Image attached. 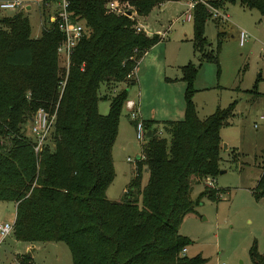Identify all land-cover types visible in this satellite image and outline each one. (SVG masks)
<instances>
[{
    "label": "trees",
    "instance_id": "16d2710c",
    "mask_svg": "<svg viewBox=\"0 0 264 264\" xmlns=\"http://www.w3.org/2000/svg\"><path fill=\"white\" fill-rule=\"evenodd\" d=\"M48 1H40L42 26L36 37L20 10L0 16V202L14 204L12 237L63 242L70 264H200L199 256L181 254L189 240L178 233V225L196 203L189 197L191 184L204 185L219 171L218 132L228 124L232 105L197 118L191 102L195 67L190 62L180 66L181 119L141 120L150 136L134 160L122 199L108 200L111 148L128 88L135 83L125 76L160 40L135 32L134 17L145 16L159 1L127 0L134 14L127 17L106 13V0H67L70 18L82 24L83 32L66 70L55 53L61 34L43 11ZM208 1L219 9L237 2L264 14V0ZM207 19L206 9L196 4L191 51L215 62L217 50L206 49L203 35ZM100 85L107 92L115 89L99 96ZM99 98L107 100L104 115L96 109ZM38 108L53 114V123L49 142L35 153L23 131ZM159 131L166 136L159 137ZM142 170L147 177L140 185ZM251 193L264 197V158ZM199 194L217 199L220 193L203 186ZM247 255L250 264H264V252H257L254 243ZM17 261L29 264L24 256Z\"/></svg>",
    "mask_w": 264,
    "mask_h": 264
},
{
    "label": "rangeland",
    "instance_id": "374dc122",
    "mask_svg": "<svg viewBox=\"0 0 264 264\" xmlns=\"http://www.w3.org/2000/svg\"><path fill=\"white\" fill-rule=\"evenodd\" d=\"M4 1L8 0H0ZM18 1L22 6H30V10L20 11L25 16L29 14V25L33 26V19L36 20L40 13L41 0ZM158 1L160 3L154 4L145 17H134V20L144 24L142 26L146 33L153 34L158 31L159 34H165L166 37L160 45L165 50L166 62L173 65L166 67L169 76L172 77L176 72L180 74V70L174 66L175 61L176 64H184L189 60L195 67L191 102L197 118H204L215 108L223 109L232 105L228 124L218 132V167L223 172L210 177V184H191L189 197L196 203L178 225V233L189 240L184 248L185 256H199L202 259L200 264H250L247 251L252 243L257 252H264V197L255 199L251 193L264 158V14L246 9L237 2L224 3L222 9L228 19H208L203 27L206 49L216 48V60L202 61L198 54L190 53L192 22L184 21L180 15L185 10L184 0ZM120 3L125 10H132L127 2ZM43 11L46 15L49 12L47 7ZM14 12L0 10V16H9ZM239 30L246 34L241 44L237 40ZM145 32L141 33L146 35ZM218 32L220 35L217 36ZM183 52L186 59H183ZM155 79L142 77L140 105L145 106V109L154 107L166 111L170 103L174 107L176 99L179 102L182 100L184 84L182 91L177 86L164 89ZM136 83L128 89L136 91ZM114 89L107 92L100 85L98 95L112 94ZM96 109L99 114L104 115L107 112V100L99 98ZM259 116L262 118L259 119ZM128 119V111L122 105L111 148L113 176L105 190L106 198L111 201L122 199L133 177L132 162L140 154L141 145L145 143L144 138L141 141L134 138L133 125L129 124ZM155 120L169 121L165 117ZM50 132L45 143L49 142ZM23 133L31 139L28 121L24 123ZM157 134L159 137L166 136L160 131ZM223 144L225 148H222ZM126 157L131 162H126ZM146 177V172L142 170L140 185L145 183ZM203 186L218 191L220 197L211 199L200 195ZM13 217V203L0 202V222H11ZM11 234L12 230L9 235L12 236ZM15 245L17 244L10 238L2 240L0 264L18 263L13 256L17 248ZM30 245V256L26 255L27 251L20 255L29 264H70V255L63 242Z\"/></svg>",
    "mask_w": 264,
    "mask_h": 264
},
{
    "label": "built area",
    "instance_id": "2783aa9c",
    "mask_svg": "<svg viewBox=\"0 0 264 264\" xmlns=\"http://www.w3.org/2000/svg\"><path fill=\"white\" fill-rule=\"evenodd\" d=\"M196 4H200L206 9L209 20L226 21L228 19V16L225 14L223 9L213 7L208 0H185V10L181 14L184 21L191 20L192 10ZM44 6L47 7L49 11L46 16L47 23L53 24L61 34V39L55 47V53L58 56L62 67L66 70L70 54L83 32L82 24L71 20L70 14L67 10V0H50L45 3ZM22 8L23 6L18 0L0 2V10L8 9L18 11ZM104 10L106 13H112L115 15H125L124 12L127 11L121 3L117 1H106L104 4ZM132 15L134 14L131 12L130 16ZM134 31L144 32V29L141 25L135 22ZM245 37V32L243 30H239L237 33L238 43L241 44ZM134 71L135 68L130 70L126 74L125 78H134ZM63 83V80L59 83L60 87H62ZM123 107L128 111L129 119L133 122L134 138L141 141L144 138L145 130L135 110L134 102L130 99H126L123 102ZM261 118L262 116H259V119ZM52 123L53 114H48L41 108L36 109L30 115L28 119V133L31 137L33 152H39L41 146L44 145L51 130ZM253 127H255V125H253ZM125 161L131 162V159L126 157ZM133 163L134 162H132V165ZM210 182V179L204 180V184H210ZM11 229L12 221L0 222V239L9 235ZM183 252L184 249L181 250V254Z\"/></svg>",
    "mask_w": 264,
    "mask_h": 264
},
{
    "label": "crops",
    "instance_id": "0c3cea01",
    "mask_svg": "<svg viewBox=\"0 0 264 264\" xmlns=\"http://www.w3.org/2000/svg\"><path fill=\"white\" fill-rule=\"evenodd\" d=\"M106 1H117V0H106ZM126 1L127 0H120L117 2H126ZM184 5H185V0H184ZM22 9H25V11H28V10H30V6L24 5ZM28 16H29V14L26 15V18H27V21L29 23ZM143 17H145V16H139V18H143ZM136 23L141 25V26L144 25L139 21H136ZM29 26L31 27L30 34H31V31H33L31 34L32 37H36L40 34L41 26H42L40 14L38 15V18L36 20L33 19V26L32 25H29ZM145 31L146 30L144 29V32ZM153 34L157 35L160 40L157 41L152 46H150L149 48H147L144 51V53L141 55V57L138 59V61L136 63L135 71H134V79H135V83L137 82L136 83V85H137L136 89L137 90L136 91H134V89L129 90L127 93V99H130L134 102L137 115L143 121H148V120L149 121H159V120H155V119H158L159 117H165L166 119H169V121L170 120H179V119H181V114H182V109H183L182 100L179 102V100L176 99L174 107L170 103V105H168L166 111L165 110H158L157 108H154V107H151L149 109H145V106L140 105L141 99H142V93H141V87H140L142 77H144V78H146V76L147 77H155L156 78L155 82L159 81V84L161 86H163L164 89H167L166 87H169V86H177V88L179 87V89H181V91H182V88H183V82L179 79L180 74H178L176 72V73H173V76L171 77L166 72V67H172L173 65H171V64L169 65V63L166 62V56L164 55L165 50L160 45V42H162V40L166 37L165 34L164 35H162V33L159 34L158 31L153 33ZM146 35L150 36V35H152V33L151 34L146 33ZM191 52L192 51L190 50V53ZM179 53L180 52H178V55H179ZM183 55H184V52H183ZM184 57H186V55L183 56V59H186ZM187 57H189V53H188ZM187 62H189V60ZM176 63L177 62L175 61L174 66H176L178 68V71H179V67L185 64V63L183 64V62H180L179 64H176ZM128 121H129V124L132 125L131 120L128 119ZM13 206H14V204H13ZM4 238H10L15 244H17L15 246L18 249L16 248L15 252L13 254V256L16 260L25 251H27L26 255L30 256V254L28 252L29 248L31 247L30 243L17 241L10 235H8ZM4 238L0 239V243L2 242V240ZM19 244H20V246H19ZM185 252H186V250L184 249V252H183L184 255H185Z\"/></svg>",
    "mask_w": 264,
    "mask_h": 264
},
{
    "label": "water",
    "instance_id": "95a60500",
    "mask_svg": "<svg viewBox=\"0 0 264 264\" xmlns=\"http://www.w3.org/2000/svg\"><path fill=\"white\" fill-rule=\"evenodd\" d=\"M124 14L126 16H130L131 15V11L127 10V11L124 12ZM149 136H150V131L149 130H146L145 133H144V138H148ZM222 148H225V145L224 144L222 145ZM222 172H223L222 170H219L218 171V174L219 173H222Z\"/></svg>",
    "mask_w": 264,
    "mask_h": 264
}]
</instances>
